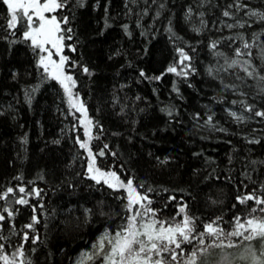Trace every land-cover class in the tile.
I'll return each mask as SVG.
<instances>
[{"label": "trees", "instance_id": "trees-1", "mask_svg": "<svg viewBox=\"0 0 264 264\" xmlns=\"http://www.w3.org/2000/svg\"><path fill=\"white\" fill-rule=\"evenodd\" d=\"M237 2L64 0L55 13L67 17L62 28H71L62 33L71 36L63 56L86 109L80 114L64 86L39 66L40 53L24 40L23 27L7 28L9 12L0 0V195L14 189L0 199V214L13 212L3 222L10 257L21 243L17 233L27 231L31 264H75L106 230L114 234L126 222L127 191L90 178L95 173L87 170L90 157L80 141L97 154L96 167L133 179L159 219L178 222L186 206L197 230L222 217L221 227L231 231L235 216L247 217L255 205L236 198L253 189L264 195V118L245 106L264 111V82L248 77L240 64L229 65L251 60L264 75V21H248L244 11L229 7ZM257 7L264 11V3ZM225 10L233 15L223 16ZM237 21L248 23L226 27ZM241 36L255 40L251 57L235 55ZM178 48L191 57L185 63L194 71L186 77L167 72L178 62ZM233 112L244 119L237 121ZM85 117L92 121L91 138L84 134ZM21 196L27 204L15 202ZM33 216L34 231L25 229ZM237 242L209 249L201 264H253L246 249L264 250L259 239Z\"/></svg>", "mask_w": 264, "mask_h": 264}, {"label": "snow or ice", "instance_id": "snow-or-ice-1", "mask_svg": "<svg viewBox=\"0 0 264 264\" xmlns=\"http://www.w3.org/2000/svg\"><path fill=\"white\" fill-rule=\"evenodd\" d=\"M2 3L7 6V10L10 13V17L7 19V28L16 29L22 26L24 29L22 32L24 40L28 41L34 50H37L38 55L41 52L47 53L46 56H39V66L45 72L50 71L52 77L64 86L71 101L73 93L66 81L71 82L73 85L75 81L72 76L65 74L64 65L68 61V57L61 54L65 39H71L70 35L65 36L62 33H71V28L64 29L61 27L62 23L66 24L68 22L67 17L57 19L55 15H48L63 8L64 0H2ZM229 7H235L238 11L247 9L245 12L246 16L250 18L257 17L260 21H264V11L250 9L246 3L237 2L234 5H229ZM232 15L233 13L228 10L223 12L225 17H231ZM247 23L248 21H237L236 24H229L226 27L230 29L233 27L243 28ZM13 34L15 33L13 32ZM229 39H232V37H229ZM240 39L242 48L238 47L234 50L236 57H251V48L254 46L255 40L249 43L243 36ZM212 47H216L215 42ZM53 49L55 54L59 56L58 61L52 58ZM72 51H75V48H72ZM177 52L179 54L178 62L174 66H169L167 72L186 77L188 75L187 70L191 69V65L185 62L191 61V57L183 48H178ZM260 55L264 57V47L260 48ZM238 64L241 65L248 77L264 82V75L252 64L251 60L241 62L238 59H234L229 66L233 67ZM178 68L180 69L179 71ZM191 70L194 71V69ZM83 71L89 73L87 67H84ZM141 75L143 76L144 73L141 72ZM155 79H160V77H155ZM260 90L264 92V84L260 85ZM72 107L86 113L82 102L72 103ZM245 110L252 112L256 117L264 118V111H254L251 105H246ZM167 111L168 115L171 116V110ZM231 115L237 121L244 119L243 116H238L235 112L231 113ZM85 119L84 134L91 138L92 121L87 120V117ZM211 120L212 117L209 116L207 121L210 123ZM250 142L259 143L258 140ZM79 143L81 148L87 149L90 157L87 170L89 173H95L90 178L97 183L103 180L110 188L125 189L127 191L125 210L128 215L126 222L120 226L118 231L113 234L106 230L98 241L93 244L91 252H83L81 254L77 264H89V262L95 261L97 258L100 259L101 264H201L200 257L208 253L209 249L238 247L237 241L251 242L255 239L264 241V215H256L257 211L264 213V195H257L256 189L246 195L237 196L236 199L239 204L246 205L249 201H252L255 207L249 209L247 217L235 216L231 231H225L221 227L222 217H216L210 222L202 223L200 230H197L196 218L187 215L186 206L180 207L179 211L184 213V215L178 222L175 219H159L157 210L150 207L152 200L147 194L137 191L133 179L129 178L123 181L116 172L102 171L96 167L97 154L93 153L88 142L80 141ZM104 148L107 149L108 146L104 145ZM98 155L104 156L105 151L101 150ZM112 155H115V153H112ZM139 187L142 188L143 185L141 184ZM18 191L19 193H25V188L20 187ZM146 191H151V189ZM11 193H14V189L9 187L0 195V199L6 200ZM35 195L38 196L39 192H35ZM172 199H175V197H172ZM15 202L24 205L28 203V200L21 196ZM211 202L215 203L214 200ZM33 210L35 211V208ZM4 211L7 216L0 214V261H3V264H31V261L26 259L24 251V243L29 239L27 231L17 233L21 236V243L11 253V257L7 254L5 245L2 242L5 239L3 222L6 218H11L13 212L8 209ZM32 220L33 223L24 225L25 229L34 231V224L38 222V218L33 216ZM9 226L14 227L10 221ZM233 237L237 238V241H234ZM38 239L39 236L34 235L32 242L35 243ZM226 241L227 243H225ZM106 244L109 249L107 252L104 250ZM186 246H191L190 252L186 249ZM246 251L250 253L253 264H264V250L259 255L251 248L246 249ZM182 256H187V259L181 261L179 257Z\"/></svg>", "mask_w": 264, "mask_h": 264}, {"label": "rangeland", "instance_id": "rangeland-1", "mask_svg": "<svg viewBox=\"0 0 264 264\" xmlns=\"http://www.w3.org/2000/svg\"><path fill=\"white\" fill-rule=\"evenodd\" d=\"M241 3H246V2H249V3H246V4H248L249 5V7H250V9H255V10H259L260 11V9L257 7V5H258V3H260V4H262V3H264V0H239ZM242 11H244V12H246L247 11V9H245V10H242ZM56 12V11H55ZM55 12H53V13H50V14H48V15H55V16H57L56 15V13ZM9 17H10V13H9ZM247 17V19H248V21L250 20V19H252V20H258V18L257 17H248V16H246ZM50 47V46H49ZM64 47H65V44H64ZM53 51V59L54 60H59V56L58 55H56L55 54V50L53 49L52 50ZM62 55L64 54V48H63V51H62V53H61ZM40 55H44V56H46L47 55V53H43V52H41L40 53ZM64 72H65V74L66 75H70V76H72V78H73V80H74V77H73V73H71V71H69L68 70V68H67V66H65L64 65ZM48 73L51 75V72L50 71H48ZM66 83H68V86L71 88V91H72V93H73V96H72V99H71V101H72V103H76L77 101H78V97L76 96V94H75V92H74V90H75V84L73 85L71 82H67L66 81ZM75 110H77V108H75ZM78 111V110H77ZM79 113L80 114H82V111H79ZM82 118H84V117H82ZM128 194V193H127ZM99 239V238H98ZM98 241V240H97ZM108 248V246H107V244L105 245V251H108L109 249H107ZM80 256H81V254H80ZM80 256H78L77 257V259H76V262H75V264H77V261H78V259L80 258ZM99 259V258H98ZM179 259H180V257H179ZM187 259V258H186ZM185 259V260H186ZM181 260V259H180ZM248 260V259H247ZM246 260V261H247ZM181 261H184L183 259L181 260ZM249 261H250V259H249ZM249 261H247V262H249ZM90 263V262H89Z\"/></svg>", "mask_w": 264, "mask_h": 264}]
</instances>
